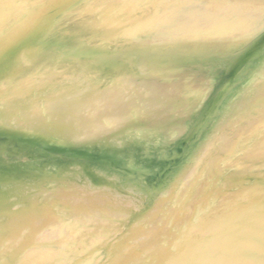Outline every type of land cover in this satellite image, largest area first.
I'll list each match as a JSON object with an SVG mask.
<instances>
[{"label": "bare ground", "instance_id": "6f19581e", "mask_svg": "<svg viewBox=\"0 0 264 264\" xmlns=\"http://www.w3.org/2000/svg\"><path fill=\"white\" fill-rule=\"evenodd\" d=\"M56 1L0 0V15L12 22V26H3L7 29L20 26L5 40L0 39V78L14 68L22 69L13 79L0 84V118L22 122V127L28 129L51 128L57 131L66 128L65 131L78 143L106 138L113 142L110 148L121 151L133 149V144L155 148L174 143L183 136L191 119L170 123V111L166 108L179 97L176 91L184 88L175 80L180 79L186 69L183 64H161L159 60L170 59L174 55L167 45L169 40L178 38L186 44L195 38L190 33L186 37L181 31L177 37L174 34L179 31L174 33V28L168 24L182 25L191 21L196 34L201 21L214 17L215 33L213 30L209 32L216 35V48V40L220 37L217 35L218 26L221 25L216 24L225 19L220 8L226 5V10H229L231 1L78 0L73 1L71 6L68 5L71 0H64L63 4ZM241 2L244 8L253 5L247 0ZM40 3L47 8L37 15ZM255 5L257 7L253 10L262 14L264 0ZM203 7L215 12V15L211 13V18L195 19V9L204 10ZM24 8L27 9L22 10ZM60 16V26L55 29L54 36L49 29ZM152 23L157 25L155 30L150 31L147 26ZM57 40L62 43H56ZM194 43L198 45L197 50L201 48L200 42ZM56 44L60 45L54 48ZM31 47L40 48L32 53L33 59L50 56L49 61L45 58L47 64L36 68L34 63H23L21 53ZM110 49L122 55L110 60L112 65L108 67L102 53ZM134 62L143 64V70H140L147 76L156 71L161 76L159 83L152 86L136 81ZM219 65L215 62V76ZM136 70L139 71V66ZM21 92L23 96H20ZM245 94L249 98L255 97L243 111L253 108L264 110V74L253 77L237 95V100H234L236 108L239 109L237 101ZM20 97L31 104L34 102L32 109L22 111L21 100H14ZM235 112L225 122L229 126L237 120L236 116L231 117ZM247 123L245 115H242L237 126L240 133L248 129ZM109 133L111 135L107 136ZM258 143L256 152L264 148V139ZM214 148L203 151L206 155L202 162L198 155L201 151L197 155L195 153L196 161L202 164L197 167L199 171L195 169L191 173L192 163L179 171L170 187L163 195L159 194L162 197L157 206L136 221H133V215L140 206V196L131 194L124 197L123 193L127 192L123 191L125 186L119 179L99 173L93 177L85 168L62 164L64 161L59 158L48 160V157H39L40 153L28 150L26 163H23H29L34 169L24 171L18 168L11 174L0 169V264H88L89 259L99 264H264L260 258L249 260L248 256L239 254L253 252L251 244L258 238L255 235L252 237L253 233L264 235V185L258 179L252 188L249 183L238 182L239 176L247 174L250 168L248 162L243 165L239 162L251 159L248 156L250 153H245L236 161L226 160L218 164L213 171L215 176L208 177L214 180L212 184H208L205 190L190 193L165 230L157 234L150 231L145 238L133 243L125 259L113 255L105 257L99 252L106 239L97 222L111 225L120 236L130 235L136 227L140 229L158 220L162 212L166 213L178 201L176 193L179 192V184L189 174L190 180L194 176V183L206 163L209 167L215 163ZM263 153V150L254 153L253 158ZM258 169L263 172L264 164ZM260 178L263 180L264 175ZM215 196L220 198V203L226 199L222 208L217 207L218 213L231 212L230 205H233L232 211H239L235 220L228 223L227 220L215 221ZM250 197L256 198L254 204H251ZM202 204L205 208L200 207ZM251 212L255 213L254 217L258 214L255 225L250 224ZM165 221L158 222L155 228H162ZM215 227L219 230L217 236L229 232L234 237L222 239L218 246V243L215 244L219 241L215 236ZM152 242L155 246L151 247ZM219 247L223 249L222 254L216 251ZM237 247L243 249L235 256L233 250Z\"/></svg>", "mask_w": 264, "mask_h": 264}, {"label": "water", "instance_id": "95a60500", "mask_svg": "<svg viewBox=\"0 0 264 264\" xmlns=\"http://www.w3.org/2000/svg\"><path fill=\"white\" fill-rule=\"evenodd\" d=\"M63 1L64 0H57L55 3L63 4ZM73 1L76 2L78 0H71L68 5L71 6ZM210 1L221 2L219 0ZM230 1L231 5H229V7L231 8H229V10H226L228 7L226 5L224 6V8H220V10L223 11L225 19L218 21V23L216 24H221L220 26H218L219 30L217 29V35H219L220 37L218 38V40H216V48V35L209 32L213 30V32L215 33L214 17L213 19H207L203 22L201 21L197 28V30H199L200 27V30L197 31L198 33L196 34L194 32L195 30L192 29L193 27L191 25V21L187 23L185 22L182 25L176 22L175 25H173L174 23L168 24L169 27L174 28V33L176 31H179V33L177 32L176 34H174L177 35V37L179 36L181 31L184 32L183 34H185V36L186 34L188 36V34L190 33L191 36L195 38L192 42H186V44L178 38H173L171 42L169 40L167 45L169 44V49L171 50V52H173L174 55H172V57H167H171L170 59L159 60L161 64H183L186 69L182 74V77L178 80H175V82L181 84L184 88L180 87V89L176 91L175 94L177 95L178 93L179 97H176V99L172 100L173 103L171 102L166 109H169L170 111V123H176L183 119H191V124L188 125V128L184 132L183 136H181L178 140H175L174 143L171 142L167 145L161 144V146H156L155 148H151L148 146L146 147L142 144H133V149L129 148L127 150L121 151L118 149H112V147L110 148V146L113 145V142L106 140V138L103 140L98 139L97 141L95 140L93 142H88L89 144L80 142L78 143V141L72 139V136L69 135V132L65 131L66 128L57 131H54L51 128L49 130L28 129L22 127V122L14 123L10 121L12 119L0 118V133L2 134L0 136V169L10 174L15 172V170L19 168V165L24 168V171L34 169L35 167H30L29 163V166L24 165V163H26L25 154L29 153L27 152L29 150L40 153L39 157H48V160L52 158H59L64 161V163L62 164L70 163L73 166L85 168L93 177L94 174L99 173L104 177L109 175V178H117L120 182L122 181L123 183H125L127 182L126 177L124 176L125 174L133 176L148 175V172L146 170L144 171L142 168H135L137 163L141 162L142 154L151 155L150 159L152 161L154 160L153 158L158 159L161 157V162L167 165V168H165V170H168L170 166L169 164L178 163L179 161H181V159H183L184 154L191 150L192 154L184 161L181 167H179L178 171H181L182 169L184 170L185 167L187 168V166L192 163V167L190 166V171L192 173L193 170L195 171L197 167L202 165L201 163L199 164V161H196L198 159H195L194 154L196 153L195 155H197L198 151H201V154L198 153V155L201 157L200 160L202 162V160L205 159L204 157L206 155L205 153H203V151L207 152V149L209 147H215V163L210 164V167L208 163H206L202 167V174H200L198 180H195V182H197L196 186L194 185L195 182L191 183L189 177L190 174L182 181V183L179 184L180 189L179 192L176 193V195H178V201L179 199L180 201L185 200V198H187L190 193L196 190L198 191L200 189L205 190L208 184H212L214 180H209L208 177H211L212 175L215 176L213 171L215 172L218 164L222 163V161H236L237 159H241L240 156L244 155L245 153H250L248 154V156L250 158L252 157V160H244L245 158H242L244 161L242 163L239 162V164L242 165L245 162H248L250 168L247 169V174L239 176L238 180L240 181L238 182L249 183L250 188H252V186L254 185L253 183L256 182L255 180L258 179L259 182L264 185V179H259V176L262 177L264 175V171L260 172V170L258 169L260 165L264 164V162H262L264 161V153L261 156L256 155L257 157L253 158L254 153L258 154V152L260 153L261 150L264 151L263 147L258 149V152L255 151V148L259 146L258 141H260V139H264V110L260 111L258 108H253L252 110L250 109V111H243L247 104L253 102L255 97L252 96L249 98V95L247 94L242 96V98L237 101L239 102V109L234 105L236 103L235 101L237 100V95L241 93V91H243L244 87L250 82V80H252L253 77L264 74V12L259 15L255 10H253L255 7H257V5L255 4L259 0H247L250 3L253 2V5H249L245 8L243 6V3L241 2L242 0ZM33 7L36 6L34 5ZM45 8V4L40 3V11L39 13H37V15H41V13L45 11ZM25 9L27 8H24L22 10ZM203 9L204 10L195 9V13H193L195 14V19L202 20V18L206 16L209 17L211 15L212 12L207 10L208 8L206 9L203 7ZM65 12L66 10L64 11V13ZM188 12H190V10ZM212 14L215 15V12H213ZM61 18L62 16H60L59 19L54 22L49 29V33L52 32L51 34H54V36H56L55 29H59ZM3 24L9 26L12 24V22L1 14L0 39L4 38V40L5 37H8L10 33L13 32V30L20 28L18 24L10 29H7L3 26ZM155 25L157 24L152 23L147 27H149L148 29H150V31H153L155 30ZM205 32H207L208 34H201ZM197 39L198 41H196ZM57 41L56 43H62L61 40ZM194 42H200L199 46L201 48L197 50L196 48L198 45ZM60 44H56L53 47L55 48ZM36 48L40 49L38 47H31L23 50L21 55L24 57V64L34 63V65L36 64V68H38L44 64H47V60L49 61L50 56L49 58H46V56L42 55L33 59L32 53L36 50ZM176 52L178 54H176ZM102 54L105 55L104 57L107 59V62L105 63L108 64L105 65H108V67L112 65V63L109 62L110 60H116L118 59L117 57L122 55L115 49L105 50ZM63 61H65L64 58ZM159 62L158 64H160ZM215 62L217 64H220L216 76L215 72H213ZM134 65H136L134 69V73L137 78L136 81L145 84L149 83L153 86V84H158L161 80V76L157 75L156 71L154 73L151 72L150 77L147 76L146 73L142 72L143 64L136 62ZM138 66L139 71L136 70ZM17 69L18 68H14L8 75L0 78V84L8 81L11 78L13 79V77L16 74L20 73L22 70ZM19 94H21L20 96L24 95L22 92ZM17 99L21 100L20 102L23 105H21L22 111L25 112L32 109L31 107L34 102L31 104L30 101L24 100L21 97L14 100ZM233 111L236 112L233 113L234 115H231V117L236 116L237 120L229 126L225 122H227V119L230 117L229 115ZM242 115H245V118L249 123H247L248 129L240 133L237 126L238 122L242 118ZM259 121H261V123ZM110 133L107 136H110ZM14 162L18 166H16V168L14 169H11L9 164H14ZM52 167L56 168V166ZM197 170L199 171V169ZM235 171L237 170H234L233 172ZM99 183L100 182H98V184ZM255 200L256 198L250 197L251 204H254ZM219 201L220 198L215 196V221L220 220L223 222V220H227L228 223L229 221L235 220V217L238 215L239 211L234 209L232 211L233 205H230L231 212H224L225 214L218 213V208L220 209L223 207L226 199L222 203H220ZM205 202L207 203L208 201ZM203 205L204 204H202L200 207L205 208V206ZM253 209L255 208L253 207ZM232 212H234V214H232ZM251 216L252 217H250V224H254V222H257L258 214L256 215L257 217H254L255 213L251 212ZM217 231L219 230H217V228L215 227V236L219 240L218 242H215V244L218 243V246L221 245L220 241H222V239L229 240L227 238L232 239L234 237L233 235L232 237L231 234L229 235V232L222 233L223 236H221V234L217 236ZM257 233H253L251 235L252 237H258L257 239H254L251 244V249L253 250V252H248L246 253L247 255L241 254L239 252H241L243 248L239 250V247H237L236 250H233L235 256H237L239 253L240 256H248L249 260L260 258L264 261V235L257 236ZM235 245L238 246V244ZM221 249L222 248L219 247L218 250L216 249V251H218L219 254H222L223 249ZM170 250L174 252V248L171 246ZM227 254L229 253L227 252ZM215 257L217 258V256Z\"/></svg>", "mask_w": 264, "mask_h": 264}, {"label": "rangeland", "instance_id": "374dc122", "mask_svg": "<svg viewBox=\"0 0 264 264\" xmlns=\"http://www.w3.org/2000/svg\"><path fill=\"white\" fill-rule=\"evenodd\" d=\"M46 8H47V6H46ZM191 154H192V151L190 150L184 154L183 159H181V161H179L176 164H169L170 166H169L168 170H165V168H167V165L164 164L163 162H161V157L158 159L153 158L154 160L152 161L150 159L151 155L142 154L141 162L137 163L135 168H142L144 171L146 170L148 172V175H146V176H133V175H126L124 173L125 174L124 176L126 177V180L128 183L127 182L123 183V185H126L125 189H123V191L127 192V193H123V196L129 197V195H131V194L138 196V197L140 196L139 197L140 198V204H139L140 206H139V208L135 209V212L133 215L134 220L132 219L133 217L131 218V220L136 221V220L142 219V217L147 216L154 209V207L157 206V204L159 203V201L161 200V197H162V196H159V194L163 195L165 190L171 185L172 178L174 179V176L179 173V171H178L179 167H181V165L184 163V161ZM9 165L12 166L14 169V168H16L15 165H17V164L10 163ZM12 167H10V168L12 169ZM19 168L20 169L22 168L21 165H19ZM22 169H24V168H22ZM5 171H7V170H5ZM125 177H124V179H125ZM192 178H191V183H192ZM187 198H185V200H182V201H180V199H179V201H177L175 203L173 208L168 210L166 213L162 212L161 218H159L158 220H155L153 223H150L148 225L143 226L140 229L139 228L137 229V227H136L134 229V232L131 233L130 235L129 234L128 235H123V234L121 235L120 234V236H119L118 231L114 230V228L111 227V225H108L105 222H97L96 224L99 225V227L100 226L102 227L100 229H101V232L103 234L104 239H106L105 245L99 249L100 250L99 252L102 253L105 257L113 255V257H119L121 259L122 258L125 259V257L127 256L126 252H128L130 250L129 247H131V245H133V243L138 242L141 239L145 238V236L150 231H152L153 234H157L158 232L165 230L168 222L170 220H172L173 217H175V215L178 213L179 209H181L182 205L185 203ZM162 220L163 221L166 220V221H165L164 225L161 226L162 228H159L157 230V228H155V225L157 226V223L161 222ZM71 221H74V220H71ZM88 223H90V222H88ZM107 227L109 228L108 230L106 229ZM154 243L155 242H152L150 246L151 247L155 246ZM87 263L88 264H99V262H96V261L93 262L90 259L88 260Z\"/></svg>", "mask_w": 264, "mask_h": 264}]
</instances>
